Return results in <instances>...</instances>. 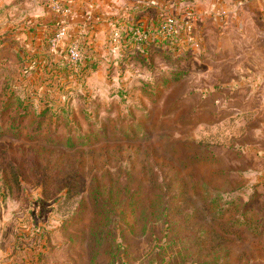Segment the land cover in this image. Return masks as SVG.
Instances as JSON below:
<instances>
[{"label": "rangeland", "instance_id": "374dc122", "mask_svg": "<svg viewBox=\"0 0 264 264\" xmlns=\"http://www.w3.org/2000/svg\"><path fill=\"white\" fill-rule=\"evenodd\" d=\"M39 1L0 0V264H264V3L65 70Z\"/></svg>", "mask_w": 264, "mask_h": 264}, {"label": "crops", "instance_id": "0c3cea01", "mask_svg": "<svg viewBox=\"0 0 264 264\" xmlns=\"http://www.w3.org/2000/svg\"><path fill=\"white\" fill-rule=\"evenodd\" d=\"M63 10H56L50 0H40L39 11L41 24L33 30V36L43 39L38 46L33 63L37 66L60 67L67 63V47L69 40L79 39L86 43L92 41V46L106 42L113 32H119L138 24L158 29L162 19L167 14L182 18L188 10H192L197 21L199 33L206 30V25L212 18L228 15L234 7L242 3L264 0H58ZM130 24V25H128ZM66 25L67 38L54 41L59 29ZM26 26L27 28L23 27ZM11 30L15 39L20 40L28 33V25ZM4 30V27L2 28ZM127 31V29H126ZM32 36V37H33ZM69 39V40H68ZM44 42V43H43ZM28 44V41H27ZM65 60V61H64ZM67 60V61H66Z\"/></svg>", "mask_w": 264, "mask_h": 264}, {"label": "built area", "instance_id": "2783aa9c", "mask_svg": "<svg viewBox=\"0 0 264 264\" xmlns=\"http://www.w3.org/2000/svg\"><path fill=\"white\" fill-rule=\"evenodd\" d=\"M53 7L56 10H63L62 5L58 0H50ZM195 19L193 11L189 10L188 13L182 17H176L172 14H167L163 17L162 22L163 26L165 27L166 34H173L174 32H177L179 27L184 28V30H187L188 32L192 31V20ZM163 27V28H164ZM69 35L68 28L66 25H63L57 34L55 35L54 41H58L63 38H67ZM115 35L118 36L119 32H115ZM69 40V39H68ZM67 58L72 63L75 64L82 60L83 53L82 49L79 45V43L76 40H69L68 47H67Z\"/></svg>", "mask_w": 264, "mask_h": 264}, {"label": "trees", "instance_id": "16d2710c", "mask_svg": "<svg viewBox=\"0 0 264 264\" xmlns=\"http://www.w3.org/2000/svg\"><path fill=\"white\" fill-rule=\"evenodd\" d=\"M64 64V65H63ZM61 66H63L61 69H65L66 70V67H67V65H66V63H62V65ZM55 68V67H54Z\"/></svg>", "mask_w": 264, "mask_h": 264}]
</instances>
